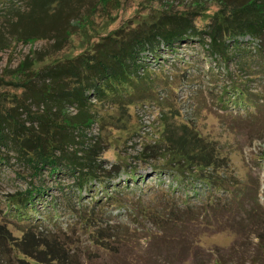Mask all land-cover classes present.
Returning <instances> with one entry per match:
<instances>
[{"label":"rangeland","instance_id":"obj_1","mask_svg":"<svg viewBox=\"0 0 264 264\" xmlns=\"http://www.w3.org/2000/svg\"><path fill=\"white\" fill-rule=\"evenodd\" d=\"M216 1L0 0V114L36 127L28 117L41 112L36 73L46 65L166 11L193 9L203 28ZM238 42L225 56L200 34L161 43L114 81L116 90L102 98L90 90L96 118L75 128L71 142L95 143L106 174L82 186L68 168L34 170L13 144L0 143L1 221L14 236L28 226L60 234L76 264L247 263L264 235V55L250 35ZM64 111L77 110L66 103ZM182 130L220 147L215 165L178 163L183 155L165 134ZM29 187L39 192L25 200Z\"/></svg>","mask_w":264,"mask_h":264},{"label":"trees","instance_id":"obj_2","mask_svg":"<svg viewBox=\"0 0 264 264\" xmlns=\"http://www.w3.org/2000/svg\"><path fill=\"white\" fill-rule=\"evenodd\" d=\"M216 3L217 8L209 14V20L203 28L195 23L193 9L166 11L153 21H142L127 30L121 31L123 27L113 28L90 49L46 65L44 71L36 73H42L44 81L36 87L39 92L34 98L42 107L40 114L29 116L30 109L25 101L18 105L25 110L28 119L31 118L29 121L36 122V127H30V122L28 126H23L0 114V143L13 144L34 170L44 165L50 172L68 168L76 173L80 186L89 178L105 175V171L100 172L97 161L99 148L95 143L79 149L73 147L71 142V138L76 136L75 128L79 129L82 124L96 118L89 105L91 101H88L90 90H94V96L102 98L107 90H116L115 86L112 87L114 81L129 77L138 66H142L139 58L142 52L155 54L161 43L168 47L191 34L206 36L211 52L222 56L228 54L230 46L240 47L239 37L250 35L256 40L253 50L264 55V0H217ZM29 82L26 80L23 84L28 91L33 89ZM19 100L16 99L17 102ZM66 103L77 111L65 113ZM182 126L189 128L185 123ZM33 128L36 130L33 131ZM5 129H12L14 134L9 137ZM173 133H166L165 138L183 155L182 162L178 161L180 165L216 164L218 145H207L196 132L182 130L178 135ZM34 189L36 187H29L21 195L27 200L39 192V189H36L37 192ZM1 219L0 264L78 263L60 234L54 231L55 234L48 233L45 227L38 229L28 226L22 235L14 236ZM257 237L255 243L249 246L250 250H247L250 259L247 263H235L228 258L227 264H253L255 261L264 264V235L259 232ZM219 261L216 256L214 264H219Z\"/></svg>","mask_w":264,"mask_h":264}]
</instances>
